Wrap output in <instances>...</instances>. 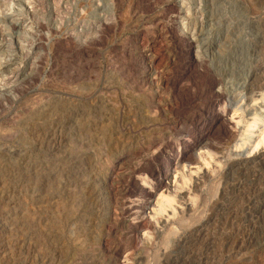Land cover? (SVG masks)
I'll list each match as a JSON object with an SVG mask.
<instances>
[{
	"label": "rangeland",
	"instance_id": "374dc122",
	"mask_svg": "<svg viewBox=\"0 0 264 264\" xmlns=\"http://www.w3.org/2000/svg\"><path fill=\"white\" fill-rule=\"evenodd\" d=\"M182 24L201 30L200 53L220 72L226 100L238 97L244 120L233 119L241 111L229 108V133L210 137L214 149L205 163L194 156L186 163L199 168L194 177L216 167L213 178H202L206 196L188 222L201 220L206 229L184 233L163 212L159 238L151 234L146 243L118 222L105 246L98 241L101 207L143 199L124 194L121 177L108 198L99 197L94 182L120 153L126 160L119 170L127 174L150 154L152 141H169L164 151L176 159L198 134L190 120L206 105L204 79H182L194 97L174 112L171 97L159 99V88L148 84L149 60L141 58L151 52L166 66ZM262 70L264 0H0V264H264V155L257 164L233 160L238 150L253 157L264 136V119L250 134L244 122L264 116V95L241 100L248 78ZM180 71L178 62L172 74ZM141 113L155 114V124L143 126ZM220 183L226 187L218 195Z\"/></svg>",
	"mask_w": 264,
	"mask_h": 264
},
{
	"label": "bare ground",
	"instance_id": "6f19581e",
	"mask_svg": "<svg viewBox=\"0 0 264 264\" xmlns=\"http://www.w3.org/2000/svg\"><path fill=\"white\" fill-rule=\"evenodd\" d=\"M193 26L194 27H191V26L186 25V24H182V26L180 25L181 29L179 30V32L173 33L172 38L175 39L177 47L180 48V50L177 49V47H176L175 54H172V55L170 54L168 56L166 66L162 67L160 59H158L156 56L152 55L151 52L147 53L146 55H143V53H142L143 56H141V58L146 57V59L149 60V64L146 63V65H144V67H143V69H144L143 71H145V73H146L144 75H146V79H147L148 84L150 86H156L159 88V92L155 94L158 98L163 96L164 94L171 97L170 108L174 112H180L182 105H184L188 100H191L194 97V94L188 93L182 88V86H181L182 85L181 84L182 79L185 78L186 76L192 77L194 75H198V76L202 77V79H204L203 80V82H204L203 88L208 93L206 105L203 108L202 113L200 115H198V116L195 115L190 120V122L192 124H194L196 126V128L199 130L198 134L194 136L192 143H187L185 145L182 144L184 147L182 149L181 157H179V158L177 157L176 159H171L165 153L164 148H165V146H167L169 141H165V142H162L160 144H156L154 141H152L151 142L152 150H151L150 154L149 155L147 154V157L144 159V161L142 163H139L134 168L130 169L128 172L125 171L127 174H125L124 172L119 170V169H121V164L124 162V159L126 158L124 153H120L116 157V159L112 165V168L109 170V172L107 171V173H105L101 178H99L97 180L95 179L96 181L94 182V184H95V187L98 189L99 197L108 198V195L113 190V184L115 183L116 179L118 177H121L124 180V184H122L123 193L126 195L139 193L143 199L141 203L139 202V204L133 203V204L128 205V206L122 205L121 207H117V206L111 207L108 203H106L105 205L103 204L104 206L101 207L102 210L100 212V214H101L100 215L101 225L103 226L102 232H101L102 235H100V239H98V241L100 240L101 242H103V245H105V246L108 244L109 233H111L112 231L115 230L118 222L126 224V227H128L130 229V231L133 234H135L136 236L143 235L144 236L143 240L146 241V243H147V241H149L148 240V239H150L149 235H151V234L154 235V238L155 237L159 238L162 235V233L164 232L162 229L166 226L165 220L159 218V213H163V212H167L168 213L167 219L169 217H171V223H173L174 225H177V227H179V229L184 231V233H189L192 231H194V233H195V231L202 232V230L206 229L204 227V225H202L203 221H201V220H198L192 224H188V222L190 221V218L193 215V213L195 214V211H197V208L200 206L201 199L206 196L205 191H203L204 189H201L202 178L203 177L213 178L212 176L216 172V167H214V166H212L211 168L207 167V169L204 170V174H202V175L199 174L200 176L194 177L193 171H195V173L198 174L199 168H196V169L188 168V169H186V163L192 164L193 163L192 162L193 156L195 158L194 160H197L195 162L200 163L199 162L200 159H203L204 163H205V161L207 160L206 156L210 154V151H212V149H214L210 137L215 136L221 132H223V133L228 132L229 133V131H230L229 125L232 126L233 123H232V117L228 118V116H226L227 112L229 111V108H233V115L237 114V111H241L239 116L237 115L238 117H233V119H235V120L237 118H239L240 120L241 119L244 120L243 112L245 109L242 108L241 105H239L238 97L235 98V100L233 102L226 100L225 91L223 88V82H222V78H221L222 76H221L220 72L213 69L215 67L211 68V67H209L210 65L208 66V64H207L208 58L206 60V58L203 56V54L200 53L201 50H199L200 46L198 45V40H199L198 35H202L201 30H197L196 25H193ZM224 36H226V35H224ZM160 53H162V52H160ZM181 60H182V62H181ZM178 62L180 64V67H181V63H182L183 72L180 71V73L178 75L174 76V74H172V72H173L176 64H178ZM141 68H142V66H141ZM259 71L253 72V74L246 81V84L244 86L245 92L242 95L241 100L257 99L259 96L264 95V71L263 70H262L263 72H259ZM181 72H182V74H181ZM222 75H224V74H222ZM202 92L200 91V93H202ZM124 96H126V95H124ZM129 97H131V96H129ZM131 98L134 99V97H131ZM136 98H138V97L136 96ZM153 102H155V99L153 100ZM136 103H134V104H136ZM233 105H235V106L233 107ZM221 107H223L224 110L222 112H219L217 110V108H221ZM161 108L162 107L160 106V103H157L156 107H155V111L160 112ZM263 114H264V112H263ZM138 116H139L140 121L143 124V126H146V125L152 126L156 122L155 114L143 115L141 113ZM263 119H264V116L261 118L260 115L254 113L251 119L248 118V120L244 121L247 123V125H246L247 129L245 131H247L249 134L252 133L253 128L257 125V121L263 120ZM240 120H236V121L239 122ZM137 131H139V130H137ZM247 138L244 139V143H241V144H243L241 147H243V148L247 147V144H246ZM263 142H264V136L254 146V148L256 150L254 152L253 157H251V158L245 157V154H243V152H242L243 150H238L237 153H235V157L233 158V160H237L239 164H242V161H246V162L252 161L253 163L255 162L257 164L258 162H256V161L259 158H261V156L264 155V148L261 147V149H258V146L260 145V143H263ZM176 146H178V145H176ZM197 148L206 149V151H205L206 153H198L197 154V152H196ZM253 151L254 150H252L251 153ZM196 154H197V156H196ZM200 165H202V164H200ZM82 168H83V166H82ZM74 170H75V168H74ZM218 170H219V168H218ZM177 175H178V179H177ZM204 179H206V178H204ZM89 180H91V179H89ZM139 180H141L144 183V185H147V186L139 184ZM173 180H174V182H180L181 185L180 186H175V184L173 185V182H172ZM224 183H226V182H224ZM220 184L217 187V194L224 192L225 187H226L224 184H222V183H220ZM183 189H185L186 192L180 193L179 191L183 190ZM156 193H159V197L157 198L156 203L155 204L153 203L154 206H153L152 212H150L149 215L144 214V209L146 208L145 206L151 204V201H152L151 199L155 196ZM124 194H122V195L124 196ZM241 195H243V194H241ZM96 197H97V194H96ZM214 198H215V196L213 197V199ZM115 199H117V198H115ZM210 201H212V200H210ZM99 202H101V201H99ZM207 202H208V199H207ZM124 215H126V216H124ZM239 228L240 227H238V232H240ZM92 231H94V230H92ZM177 231L175 230L176 233H177ZM235 232H237V231H235ZM239 235L241 237L240 238L238 237L239 238L238 241L242 242L243 239L245 238V234L240 233ZM143 236H141V238ZM182 236L179 238V240H178L179 242L182 241V238H183ZM146 237H147V239H146ZM185 239H187V237ZM105 246H103V247H105Z\"/></svg>",
	"mask_w": 264,
	"mask_h": 264
},
{
	"label": "built area",
	"instance_id": "2783aa9c",
	"mask_svg": "<svg viewBox=\"0 0 264 264\" xmlns=\"http://www.w3.org/2000/svg\"><path fill=\"white\" fill-rule=\"evenodd\" d=\"M0 83H1V78H0Z\"/></svg>",
	"mask_w": 264,
	"mask_h": 264
}]
</instances>
